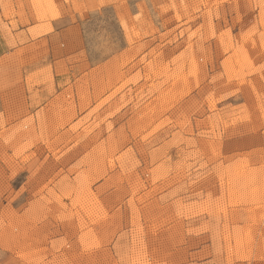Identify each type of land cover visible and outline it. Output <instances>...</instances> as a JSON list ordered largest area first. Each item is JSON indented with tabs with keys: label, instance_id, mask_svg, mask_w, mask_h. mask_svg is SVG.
<instances>
[{
	"label": "rangeland",
	"instance_id": "rangeland-1",
	"mask_svg": "<svg viewBox=\"0 0 264 264\" xmlns=\"http://www.w3.org/2000/svg\"><path fill=\"white\" fill-rule=\"evenodd\" d=\"M0 264H264V0H0Z\"/></svg>",
	"mask_w": 264,
	"mask_h": 264
},
{
	"label": "bare ground",
	"instance_id": "bare-ground-1",
	"mask_svg": "<svg viewBox=\"0 0 264 264\" xmlns=\"http://www.w3.org/2000/svg\"><path fill=\"white\" fill-rule=\"evenodd\" d=\"M244 33V32H243ZM225 43V42H224ZM262 71V70H261ZM254 87V86H253ZM105 88V87H104ZM253 90V89H252ZM104 92V91H103ZM106 98V97H105ZM63 99V98H62ZM64 106V105H63ZM68 109V108H67ZM69 111V110H68ZM63 113V112H62ZM114 113V112H113ZM57 114V113H56ZM104 115V114H103ZM49 118V117H48ZM54 121V120H53ZM70 122V121H69ZM52 127V126H51ZM100 130V129H99ZM54 131V130H53ZM100 132V131H99ZM98 133V132H97ZM104 141V140H103ZM95 159V158H94ZM83 166V165H82ZM83 179V178H82ZM35 181V180H34ZM69 184V183H68ZM85 186V185H84ZM27 188V187H26ZM36 192V191H35ZM52 192V191H51ZM84 192V191H83ZM54 193V192H53ZM106 196V195H105ZM75 201V200H74ZM83 201V200H82ZM37 204V203H36ZM45 204V203H44ZM44 207V206H43ZM47 216V215H46ZM90 217V216H89ZM103 223V222H102ZM113 223V222H112ZM74 224V223H73ZM21 227V226H20ZM103 234V233H102ZM19 236V235H18ZM100 258V257H99Z\"/></svg>",
	"mask_w": 264,
	"mask_h": 264
}]
</instances>
